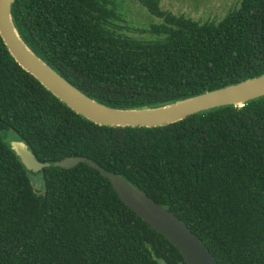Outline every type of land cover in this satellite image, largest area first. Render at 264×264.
Returning <instances> with one entry per match:
<instances>
[{"label": "trees", "instance_id": "trees-1", "mask_svg": "<svg viewBox=\"0 0 264 264\" xmlns=\"http://www.w3.org/2000/svg\"><path fill=\"white\" fill-rule=\"evenodd\" d=\"M159 23L121 34L108 0H14L26 45L91 99L155 108L264 74V0L197 22L134 0ZM40 162L90 159L188 226L217 264H264V97L156 128L96 125L11 57L0 38V264H186L89 165L44 168L40 192L5 144Z\"/></svg>", "mask_w": 264, "mask_h": 264}, {"label": "water", "instance_id": "water-1", "mask_svg": "<svg viewBox=\"0 0 264 264\" xmlns=\"http://www.w3.org/2000/svg\"><path fill=\"white\" fill-rule=\"evenodd\" d=\"M14 0H0V38L14 61L71 111L99 126L115 128H156L177 123L189 116L245 103L264 97V74L234 85L204 92L164 106L142 109H116L83 94L38 57L20 37L12 20ZM24 169L34 175L44 168L72 169L84 163L108 179L121 202L142 221L165 237L180 252L186 264H217L209 250L165 207L154 202L121 175L108 173L95 162L69 157L59 162H40L30 148L14 138L5 140Z\"/></svg>", "mask_w": 264, "mask_h": 264}, {"label": "rangeland", "instance_id": "rangeland-1", "mask_svg": "<svg viewBox=\"0 0 264 264\" xmlns=\"http://www.w3.org/2000/svg\"><path fill=\"white\" fill-rule=\"evenodd\" d=\"M113 3L120 21H114L120 26L121 34H126L138 40L152 38L149 30L152 25L159 23L134 0H108ZM239 0H161L164 10L174 15H183L197 22H214L223 18L231 9L235 8ZM2 138L14 139L12 133H2ZM30 180L36 192H40L41 176L30 175Z\"/></svg>", "mask_w": 264, "mask_h": 264}]
</instances>
